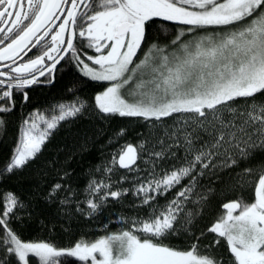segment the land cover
<instances>
[{"label": "snow or ice", "instance_id": "6c2138e0", "mask_svg": "<svg viewBox=\"0 0 264 264\" xmlns=\"http://www.w3.org/2000/svg\"><path fill=\"white\" fill-rule=\"evenodd\" d=\"M0 25V134L17 103L30 102L28 89L54 83L66 56L83 77L101 85L91 102L75 96L47 113L31 112L0 167V180L22 174L62 124L86 113L143 120L149 132L120 144L96 168L104 179L90 180L87 212L79 205L77 211L92 216L129 194L127 188L113 190L117 167L138 172L142 159L150 165L131 189L150 208L146 216L131 219L127 230L70 246L23 239L12 221L32 204L13 191L0 193V264H264V159L249 163L264 154V0H0ZM169 25L176 30L161 44ZM77 35L95 55L80 53ZM37 45L42 54L18 63ZM127 131L117 129L109 143ZM166 159L177 163L158 171ZM225 170H236L229 190H249L251 198L222 200L216 219L192 235L188 247L166 243L191 233L194 217L207 205L214 190L197 192L199 178ZM68 175L65 170L47 187L46 205L72 203ZM173 189L165 205L152 203ZM189 203L197 211L188 210ZM208 234L213 238L202 252L200 241ZM222 243L227 261L211 251Z\"/></svg>", "mask_w": 264, "mask_h": 264}, {"label": "trees", "instance_id": "16d2710c", "mask_svg": "<svg viewBox=\"0 0 264 264\" xmlns=\"http://www.w3.org/2000/svg\"><path fill=\"white\" fill-rule=\"evenodd\" d=\"M157 24H153L155 29ZM175 26L169 25V32L161 44L168 42ZM187 40V39H186ZM146 50V49H145ZM83 55H92V49L84 48L79 50ZM141 58L142 53L138 54ZM54 83L50 85H35L28 89L30 102L28 104L17 103L15 110L8 114L6 119V131L0 134V167L9 158L11 151L17 141L19 128L23 120L33 111L39 110L47 113L51 107L58 103L68 102L79 96L80 99L88 100L95 92L100 90L101 85L83 77L77 67L69 57H65L61 64L57 66ZM43 79V78H41ZM74 88L75 93L68 91ZM169 118L168 124L172 123ZM127 128V135L116 143H109V138L113 133L121 128ZM149 132L146 122L135 118L112 117L110 120L99 115L86 113L75 121L62 124L53 134L50 142L46 145L38 160L30 165L22 174L13 175L0 180V193L13 191L26 202H31L32 210L25 212L22 210L17 215L19 219L12 221L13 228L25 240H47L58 246H70L76 240H95L113 232L127 230L131 219L144 218L150 211L148 206H141L139 199L131 194L134 183H138L148 175L150 165L144 160L137 162L139 171L129 172L126 169L116 168L111 174L113 190L117 188L129 189V194L120 201L109 200L106 206L97 214L88 216L76 210L79 205L87 212L86 199L88 198L87 186L91 179H104L102 171H96L98 166L102 167L107 163L111 155L118 150V146L124 143H136L141 136H147ZM264 159V154H258L255 160L249 163L254 166L256 160ZM177 161L166 159L160 162L157 170L167 169ZM241 168L244 164H241ZM65 170L69 175L66 177V184L74 191L72 203L66 207L58 205H46L42 199V194L47 187L55 180L59 179V174ZM236 170H225L216 176H203L199 178V185L196 191H204L211 187L214 191L204 206L201 214L196 215L191 226V233L178 234L169 238L166 243L173 247L186 248L193 240L192 235L198 236L201 230L206 229L217 217L221 201H227L244 195L251 198L249 190L236 188L229 190V185L235 183L230 173ZM121 176L127 179L123 183H118ZM183 183H187L185 180ZM177 189L158 196L152 203L163 206L171 200ZM187 209L197 211V205L189 203ZM212 234L207 238H201L200 248L205 251L204 246L212 240ZM218 245L211 251L219 257H224V248ZM227 261L229 257H224ZM75 264V262H73Z\"/></svg>", "mask_w": 264, "mask_h": 264}, {"label": "flooded vegetation", "instance_id": "af4514ba", "mask_svg": "<svg viewBox=\"0 0 264 264\" xmlns=\"http://www.w3.org/2000/svg\"><path fill=\"white\" fill-rule=\"evenodd\" d=\"M59 22L60 21H56L57 24ZM0 26H2V25H0ZM54 31H55V29H54ZM78 31H79V26L77 28V32ZM6 43H7V41H6ZM74 43L76 44L78 50L86 48V41L83 40L82 38H80L78 35H77V38L74 41ZM42 44H43V42H42ZM42 51H43V48L40 45H37L35 48H32V50L30 52H28L27 55H24L23 60H20L18 63H24V62H27L29 59H34L37 55L42 54ZM18 59L19 58H17V60ZM7 63H11V61H8ZM4 71H8V69H4Z\"/></svg>", "mask_w": 264, "mask_h": 264}, {"label": "rangeland", "instance_id": "374dc122", "mask_svg": "<svg viewBox=\"0 0 264 264\" xmlns=\"http://www.w3.org/2000/svg\"><path fill=\"white\" fill-rule=\"evenodd\" d=\"M193 35H194V34H193ZM186 39L188 40V39H190V37H185V40H186ZM141 58H142V57H141Z\"/></svg>", "mask_w": 264, "mask_h": 264}, {"label": "water", "instance_id": "95a60500", "mask_svg": "<svg viewBox=\"0 0 264 264\" xmlns=\"http://www.w3.org/2000/svg\"><path fill=\"white\" fill-rule=\"evenodd\" d=\"M18 62L20 61V59L17 60ZM6 69V68H5ZM4 70V69H3Z\"/></svg>", "mask_w": 264, "mask_h": 264}]
</instances>
